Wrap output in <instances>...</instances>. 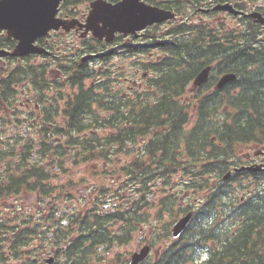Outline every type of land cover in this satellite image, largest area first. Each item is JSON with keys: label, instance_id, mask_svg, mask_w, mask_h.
I'll return each instance as SVG.
<instances>
[{"label": "flooded vegetation", "instance_id": "1", "mask_svg": "<svg viewBox=\"0 0 264 264\" xmlns=\"http://www.w3.org/2000/svg\"><path fill=\"white\" fill-rule=\"evenodd\" d=\"M97 1L120 2L64 0L57 16L84 23ZM141 1L161 8L173 3L191 25L211 22L247 29L239 26L248 23L247 17L216 9L224 4L264 17V0H203V8L211 10L206 15L209 21L203 20L197 6L202 0ZM253 25L258 37L252 49L264 46V27ZM168 27L169 22L154 25L138 36L118 32L109 42L78 27L53 29L35 40L36 48L44 52L0 56V264H49L50 258L52 264H130L133 254L146 245L151 252L139 264H159L167 254L153 244L169 238L173 223H154L152 203L157 196L144 199L141 190L134 194V203L125 205L128 212L122 220L83 222L88 229L80 252L56 253V247L64 250L72 240L69 229L74 219L106 217L120 207L111 202L120 200L112 193L95 196L89 207V190L94 189L90 176L130 181L152 172L151 152L143 148L150 145L145 138L153 126L152 113L159 110L152 108L151 90H143L148 86L143 80L151 73L146 63L138 62L136 47L151 30L160 32L156 36L160 42H155L160 44ZM16 45L5 31L0 34V51L10 53ZM257 88L261 86L249 90ZM161 119L166 125L167 115ZM117 129L132 132L131 156L110 152L95 157L90 148L99 147ZM134 137L137 142H132ZM143 158H149L145 167L135 162ZM113 190L120 191L114 182L108 192ZM100 202L105 203L98 206ZM227 205L229 210L230 197ZM231 245L228 242L229 255Z\"/></svg>", "mask_w": 264, "mask_h": 264}, {"label": "trees", "instance_id": "2", "mask_svg": "<svg viewBox=\"0 0 264 264\" xmlns=\"http://www.w3.org/2000/svg\"><path fill=\"white\" fill-rule=\"evenodd\" d=\"M202 2L204 1H200L197 6H200ZM174 9L178 13L184 14L178 11L177 8ZM197 29L198 27L187 24H180L173 28L171 32L180 34V38H172L166 42H161L159 58L151 66L152 71L156 74V77L151 80V90L153 94L157 93L160 96L158 103L153 106L154 109L159 110L153 113L154 123L156 117L159 118L158 123H160L164 114L168 116V141L163 145V147L167 145L169 150L168 160L174 154L178 156L180 146L183 145L185 156L190 158V162L186 161L184 164L183 170L192 174L191 188L199 191L204 188L207 192L204 201L197 209L194 222L180 239L181 243L177 248L173 247L170 256L165 259L167 264L192 262L195 249L211 242L209 223L210 217L214 215L212 213L214 198L211 196L212 186L207 178L214 175L228 159L233 157L231 153H235V145L239 150V144L250 141L255 138L254 135H264V84L263 88L261 87V93H255L254 89L248 90L245 88L248 90L246 94L253 95L252 97L246 99L240 96L232 98V102L236 106L259 109L255 114L227 113L230 120L225 119L221 124H218L220 122L216 123L215 120L224 113L215 112L213 108L219 109L223 106H230V99H225L218 94L227 92L229 87H225L222 91H215L209 96H199L198 102L194 106L197 109L194 113L197 121L189 132L184 131L183 128L188 124L187 118L190 114L187 109H192L193 106L182 104L183 96L178 94L186 91L190 81L206 64L217 61V73L222 70L239 71L240 79L235 83L236 87L244 84L253 86L264 81V52L250 51L247 46L241 48L229 46L228 42L230 40H238L233 33L224 34L223 37H220L210 27L204 26L199 31L193 32ZM247 43H250V40ZM241 54L243 59L258 61V64L252 68L255 70L243 73L245 67L239 64H231L237 62L238 55ZM250 67L248 64L246 70ZM215 79L213 73L210 82L203 88L211 87ZM164 98H167V100L164 101ZM155 134L156 131H153L154 136ZM158 136L164 137L161 130L158 132ZM211 136H216L217 143L223 147L216 146L210 140ZM153 140L155 141L156 138L154 137ZM197 146L198 149H196ZM157 147H159L158 151L160 152L158 156L159 167L164 169L161 141H159ZM196 152L199 158L198 167H194L193 162L195 161L194 155ZM174 163V159L169 161V164ZM176 165L179 166L178 160ZM214 196L216 195L214 194ZM247 212L249 210L240 215L242 220L246 217ZM221 246V250L214 254L211 253L203 264H241L240 259L246 261L242 264H251V254L249 252H247L245 258H242L238 253L234 254L233 258H227L224 242L221 243ZM233 248H236V246L233 245Z\"/></svg>", "mask_w": 264, "mask_h": 264}, {"label": "water", "instance_id": "3", "mask_svg": "<svg viewBox=\"0 0 264 264\" xmlns=\"http://www.w3.org/2000/svg\"><path fill=\"white\" fill-rule=\"evenodd\" d=\"M60 0H0V30L7 29L9 36L20 40L19 47L11 54H26L31 46V42L38 35L43 34L49 28L63 27L69 30L73 24L61 22L55 18L56 8ZM101 20L104 27L109 26L112 31L99 32L97 25ZM264 22L261 16L254 15ZM170 12L139 3L138 0H124L118 5L105 4V6L95 5L92 16L88 19L86 28L92 30L94 36L112 34L114 31L124 33L145 29L154 23H160L173 18ZM7 54V53H6ZM211 67H206L200 71L193 80V87L197 88L208 80ZM236 79L233 73L225 74L217 83V88H222L226 83ZM194 212L191 211L181 218L173 226V236L177 238L191 222ZM148 249L133 257L131 264H137L147 256Z\"/></svg>", "mask_w": 264, "mask_h": 264}, {"label": "rangeland", "instance_id": "4", "mask_svg": "<svg viewBox=\"0 0 264 264\" xmlns=\"http://www.w3.org/2000/svg\"><path fill=\"white\" fill-rule=\"evenodd\" d=\"M180 24V22H178V21H175L173 24H170V26L171 27H176V26H178ZM169 26V27H170ZM239 56V58H238V61L237 62H234V63H231L232 65H236V64H239V62L241 61L243 64H242V66L243 67H247V65H248V61L249 60H247V59H243V55L241 54V55H238ZM217 64V62H215L214 63V65H216ZM252 68H249V70H251ZM150 77H152V76H150ZM139 79H141V77H139ZM144 82H146L147 83V85L149 84V82H148V80L147 79H144L143 80ZM116 132L117 133H120V132H122V130L121 129H117L116 130ZM148 138L149 137H146L145 138V140H148ZM155 138L158 140V141H161V142H167L168 141V135H165L163 138L162 137H160V136H158V135H155ZM132 142H137L136 141V139H135V137H134V139H133V141ZM120 145H122V146H126L127 144H126V142H124V143H122V144H120ZM158 148L159 147H157L156 149H155V153H158L159 151H158ZM161 151H162V154H165V155H169V150H168V148H161ZM182 179V177L180 176V177H175V182H176V186H175V191H176V193L177 192H179L181 189H182V184H180V180ZM107 183V182H106ZM175 185V184H174ZM174 185H172V186H168L167 187V189H166V191H169L170 190V188H172ZM192 199H193V197L192 198H190V199H188V202H192ZM166 213V212H165ZM164 213V214H165ZM170 220V218H169V214H167V215H165L164 217H163V219H162V221H169ZM261 235L262 236H264V229L261 231ZM258 238H259V240H260V236H259V234H258ZM263 248V247H262ZM56 249H60V245L59 246H57L56 247ZM198 252H199V254L197 255V257H196V259L194 260V262L193 263H191V264H201L202 262H200V260H201V254H200V250H198ZM163 264H167V262H163ZM188 264V263H187Z\"/></svg>", "mask_w": 264, "mask_h": 264}, {"label": "bare ground", "instance_id": "5", "mask_svg": "<svg viewBox=\"0 0 264 264\" xmlns=\"http://www.w3.org/2000/svg\"><path fill=\"white\" fill-rule=\"evenodd\" d=\"M124 0H120V2H118L117 4L115 5H118L120 4L121 2H123ZM103 3V6H105V2H102ZM149 5V4H147ZM165 8H176L173 6V3H168L167 5H163ZM255 15H259L258 12H255ZM101 18H103V16H100V21H99V24L103 25L104 26V23L103 21L101 20ZM258 18V17H257ZM107 28L109 29V31L111 32L112 29L107 26ZM223 28V27H221ZM116 31H114L113 33H115ZM139 31H137L138 33ZM122 34H126V33H123ZM154 48H150V47H146V45L144 44V40L142 42L141 45H139V42H137V47H136V52H137V60L138 62H142V63H146V69H148L149 71L151 70V66L153 64L154 61H156L158 58H159V49H161V45L160 44H153ZM150 55H152V57L150 58ZM152 76L154 74V72H150ZM149 76V77H150ZM253 86H260L259 83L256 84V85H253ZM252 85L251 86H246L245 88L246 89H250L251 87H253ZM254 92L255 93H261V88H257V89H254Z\"/></svg>", "mask_w": 264, "mask_h": 264}]
</instances>
